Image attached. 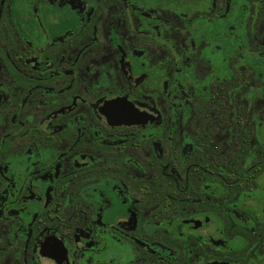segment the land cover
<instances>
[{"label": "flooded vegetation", "instance_id": "obj_1", "mask_svg": "<svg viewBox=\"0 0 264 264\" xmlns=\"http://www.w3.org/2000/svg\"><path fill=\"white\" fill-rule=\"evenodd\" d=\"M0 264H264V0H0Z\"/></svg>", "mask_w": 264, "mask_h": 264}]
</instances>
